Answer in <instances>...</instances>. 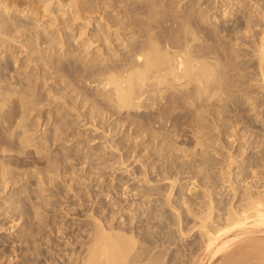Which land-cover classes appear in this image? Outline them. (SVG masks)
<instances>
[{
	"label": "bare ground",
	"instance_id": "1",
	"mask_svg": "<svg viewBox=\"0 0 264 264\" xmlns=\"http://www.w3.org/2000/svg\"><path fill=\"white\" fill-rule=\"evenodd\" d=\"M8 1L9 0H3V1L0 0V47L1 48L4 47V49L7 53L8 52L13 53V55L11 54V56H13V58H14V56H17V54H14L15 52H13L14 51V49H13L14 44H12L13 42H16V45L18 43V46H19V44L23 45V46H21V49H22V47L23 48L25 47L24 52L27 51L26 52L27 54L29 53L33 56L34 53H37L38 55H35V56H41V57H37L36 63H34L35 66L37 65V69L40 66L39 65L40 60H43L45 62V63H43V65L46 66L45 64H47V63L52 64L49 62H51L52 60H55L54 59L55 56H59V57L63 56V59L60 58L61 63H62L61 69H60L61 63L59 61L58 62L56 61L57 65L59 64V66L56 65V62H53V63H55L52 66L53 71L51 69V66H50V68L47 66L46 67L51 70V72L49 71V73H51V76H52V74H54L53 72L56 73V76H55V74L53 75L56 78L52 77L53 79H55L54 80V86L56 83L55 81L57 79V81L58 82L60 81V83L63 81L66 82V84H67L66 86L64 84H60L57 82L58 86L59 85L64 86V87L62 86L63 89L67 90L70 88V86L72 88V89H70V92L68 90H67L68 92L67 91L62 92L63 89L61 91L62 87L60 86L61 88L59 90H56V93H54L53 89H51V87H50L51 91L53 92V94H56V96L54 95L52 98L51 96H49L48 93H46L47 98H46V96L45 97H39V98H41V100H40V99H38V97L36 95L37 91L34 92L35 87H33L34 91L32 90L31 87L33 85H35V83L38 81V78L42 79V76L37 78L35 76V73H33V75H32L34 68L32 69V72H30L29 66H27L28 69L26 68L27 69L26 71L24 70L26 72V74H23L24 72L16 73V71H15L16 69H15L14 70L15 72L14 73L12 72V75H11V73H9L10 68L12 66L11 61L8 60L9 58L6 61L1 60V58H0V152H2L0 154V195H2V193L5 192L7 189L9 191V189L14 187V188H12L13 189L12 191L10 190V192H12V194H10V196L8 195L9 197L4 196V197H6L4 199L5 200L8 199L7 202H9V200H11L10 201L11 202V205H10L11 211H13V212L15 211L16 214H18V212L20 213V211H21V213L18 214V217L16 218V220L17 219L20 220V218H24L23 217L24 215H25V218L27 217L26 220L28 219V217L31 218L30 217L31 215H33L32 217L38 218L41 215V214H39V212L42 213V215H43V212H47L46 214H49L48 212H50L51 209L47 208L48 207L47 205L50 206V204H52L50 202L51 198L48 200V198H49L48 194H50L49 192H50L51 186H52L51 184H53V182L55 180L57 181L61 177L63 178V175H64L63 179H65V173H67L66 171H68V170H66V168H65L64 169L65 171L64 170L62 171L63 173L60 172L61 170H59V168H61L62 165L64 168V164L60 165V163H62L61 159H59L60 155L55 156L54 154H51L50 152L52 151L51 149L54 148V147L52 148V146L53 145L55 146L56 143L58 142V140L59 141H60V139H62V141L65 140L64 139L65 135H67V133H69V131H71L69 129L67 131V129H66V134H65L64 133L65 128L66 127L69 128L70 126L69 125H66L64 127L62 126L64 128V130H63L61 125H59V121H58V124L56 126L55 120H54V124L56 127H53V128L55 130H51L50 128H48L51 131L50 132L47 131L46 128H44V126H45V123H44V126L42 125L43 126V130H42L43 132H41V133L38 132V135H37L35 133L36 131L33 129L34 128L33 123H35V122L34 121L31 122V120H30L31 117L33 116L34 112H36V114H38L37 112L40 111L39 114H42L41 110H45V108L50 104L54 105V102L56 105H59V107H60L62 105L61 100H64V104L69 105L72 103L76 106L77 105L79 106L80 102H82V104H84L85 107H87L86 103L88 105V103H90L92 101V99L89 96L94 95V97L93 96L92 97H93V100L95 103L93 101L92 102L96 105V107L97 106L98 107L96 108L95 105L92 103L93 104L92 108H91V104H89L88 109L90 111L93 109L92 112L94 111L97 113L102 112L104 114V112H106L107 114L109 113L110 116L116 115L117 117L115 116L116 118L114 119V117H113V119H112V120H114V123H115V125H114L115 127L113 126V128L115 129L116 133L120 129V131L122 132L121 135L124 132V134L122 135L124 137L118 141L116 140V144L120 145V146L115 147V139L116 138L114 136L115 135L114 131H112V132H114L112 135L114 138L111 137L114 140V144H113V142H111L112 145L109 144V142L112 140L108 141V143H107L108 139H106V144L107 145L109 144L111 147H113L112 149H115V152L117 151L118 154L122 148L124 149L125 147H128V150L130 153L128 151L127 152H128V154H130L129 156L132 155L135 158L136 157L140 158V156L144 155V153L146 152L145 155L146 154H147V156L149 155L151 157V160H154V161H152V163L155 162L154 163L155 166H154V164H152L154 166V168H152V170H154V171L157 170L158 172L163 174L164 177H163V175L161 177H163L162 181L164 179V182H165V180H169L171 178L169 176L170 171H176L177 169H185V168L190 167L192 169L191 173L194 174L193 178L196 177V179H197V176L199 177V176H203V175L206 176L207 175V177H209L210 180H211V178L214 180L215 185H216V183H218V181L221 178H222V181H223V178H225L226 179L225 182L229 183V184H227V187H226V183H225V187L229 188V189H227L228 192H226V194L224 192V190L226 189L223 186L224 183L220 184V185H222V188L224 189L223 191L221 190L219 185H216V186L217 187L219 186L220 191H217V190H219L217 187H215L214 189L213 188L211 189V187H209V186L205 187L204 192H206L205 190H207V192H206V193H208L207 199H209V200L204 201V199H206V196H205V198L202 200V202H203V204H202V202L200 201V198H199V205L201 202V206H200L201 209L199 208L200 211H196L197 215H194L195 214L193 212L194 208L192 207L193 209L191 212V215L194 213L193 215L196 217L197 223L195 222L196 225H194V223H191V224H193L194 227L192 226L193 228L192 227L187 228V226H185V227H183V225L181 226V223L186 219V217H185L186 215L184 216V213L185 212L189 213L191 211L190 210L191 207L189 206L190 205L189 201L187 199H183L184 197L187 198V196L184 195L186 193V191L184 189H186V188H184V186H182L184 188V189H182V187H181L182 191L183 190L185 191V193L183 194L182 200H185L183 202H184V204L187 205L186 209L189 208V210H185L184 213L181 212V210L179 209V205L175 203L177 197L178 198L180 197V200H181V195L177 196V194L173 193L175 186H176V182L179 181V180L177 181V179L179 177L178 171H177V175H178L177 179L174 176L170 180L171 186H170V190L168 189L169 193L167 194V196H166L167 189H166V191L163 190V192L161 193L162 189L160 191V189L158 190V188H159L158 187L157 190L159 192H157V190L155 191V193H156L155 195H157V196H158L157 193L164 194V192H165L164 195L166 197H164V198L168 201L167 203L169 205L170 204L172 205V206H170V209L172 210V212H175V214L177 215V218L175 216V218L178 219L177 228H176L175 224H173L175 227L172 224L170 226V228L172 227V230L174 229V232H171V229H170V232H167L166 226H164L165 230H163V231L164 232L166 231V234L162 235L163 238L160 239L159 235L157 237H155V235H154V237H155L154 238L153 237L154 231H152V229H151L152 228L151 222L148 224V225H150V226H148L149 227V233L147 232V230H144L142 232L139 231L141 228L143 230L142 226H141V228H139V230H137V228H136L137 225L132 226L135 222V219H136L135 217L137 216L134 214L135 213L134 210H133V212H131V210L134 209L132 206H131L132 208L130 210H129V207H124V205L123 206L121 205L122 208H119V206H118L119 209H115V210L112 208L108 209L107 207H104L102 209L103 212L101 211V209L99 210V211H101V213L98 211L100 213V216L97 215V213L95 212V209H94V211H93L94 217H93V213H91L90 216L93 217L91 219H93L95 223H94L93 227L90 225L92 231H90L91 233L88 234L89 240H84L85 242L83 241L82 251L78 254V250L76 249L77 247L75 248L73 245H72V247H69L70 243L64 242L62 244H59L60 247L59 248L57 247L58 249L56 252H49L48 254L43 255V256H45V261H47L48 264H65V263H67V264H264V133H263L264 129L262 130L260 128L261 132L263 131L262 133H259L260 131H257V132H255V131L250 132L248 130H244V132L242 131L241 135H242V137H244L246 139V141H244V142H246V146H245L246 149L244 151H246L247 149L251 150L254 146H255L254 149L257 147V148H259V150L256 148V150H257L256 155L252 154L251 158L248 159L247 163L242 165L243 167H242V169H240V172H238L236 174L234 173L233 165H232L236 162L235 159L233 161L234 157L231 158L232 159L231 161L230 160L228 161L229 162L228 168H225L227 164L224 163V165L225 164L226 165L224 168L221 167L220 173L216 172L217 167L215 168V171L211 170L210 167L212 166V163H211L212 158L210 156L211 155L210 151H212V149H210V148L213 147V150H215L216 148H214L215 141L213 140L214 144L212 146L213 142H211L209 140L211 138V136L214 134L217 135V137H219L218 135L221 136L222 130H225V129L220 130V127L222 125L221 122L223 121V119H225L224 118L225 114H226L225 112H228V110H229V109L226 110L227 109L226 107L229 106L231 108L230 104H228V103H229L230 99L233 98L234 87L236 89L238 86L237 84L234 83L233 80L237 79L238 84L241 83L244 85V83L240 82L239 79L244 78V77H248L245 75L243 77H239V78L235 79V78H233V75H231L233 79L231 78L230 74H233V73H230V71L234 72V74H235L236 73L234 71L235 67L238 70L240 68V62L238 61L239 62V63L237 62L238 65L236 64V66H235V63L233 62V60H234L233 56L236 57L237 54L234 55L235 51L233 50V48H231L233 50V56H228L230 53V51H229L230 48L228 49V47H230V46H228V42L231 43L232 39L234 40V37H235V39L240 37V35L242 33L241 34H239V33L242 32L243 28L245 29V31H247V34H245V36L249 35L251 32L248 33V31L255 29L256 26H259L258 24H259L260 20L259 21L257 20L258 16L257 15L254 16L255 14H252V13H251L252 16H254L253 18H255V17H257V18L253 19L252 16H249V15H251V14H249L251 12V10L249 9L250 11L247 12V14H249V15H247L248 17H246V15L244 14L246 19L243 20L242 18L244 16H242L241 19H239L236 23H234V27L231 28L230 26L225 25L226 23L222 24L224 26H222L218 23L215 24L213 22V21H215L214 19L212 20V23H214V24L210 23L209 19L211 18V15L209 14V11H208L209 9L208 10L202 9V8H201L202 10L198 9L199 6H198V8L196 7L197 6V0H187L188 3H190V5L187 4V1L184 2L185 0H114V1L112 0L113 2L112 1L107 2L109 4L108 6H110L111 8L113 7L115 9L117 8L118 10L117 9L116 10L118 11V13L116 12L117 14L110 15V17H108L109 15L107 16L108 18L105 20H107L106 22H108L107 23L108 27L107 28L102 27V25H101L97 31V35L99 37H96V38L101 39L104 37L105 34L108 33L109 29H111V31H112V29L116 28L115 32H117V40H120V43L118 44L117 41L115 43H113L114 44V48H113L114 51L111 52L112 54L109 53V54L105 55V57L106 56H114V57H106V58L104 57L103 58L104 55L101 54L102 55V57H101L99 54V56L101 58L100 57L98 58V56H97L96 58H94L95 60H90L88 63L82 64L79 60L82 57L79 59L77 57L79 55H82V52L84 55L85 54L84 52H86L88 50L87 47H89V45L88 46L86 45V47H85V48H87L86 50H84V48H82L83 49L82 52L79 51V50H81V49H79L78 53L79 52L80 53H79V55L77 54V57L74 56L75 54L73 55L72 49H70L71 51L69 50V52L68 51L66 52V50H64L61 53L59 52L58 49L60 47L64 48L66 46L69 48L70 45L75 43L74 42L75 37L72 38V33H71L72 31L69 33L65 29L64 26H67V25H63V22H61L60 17L62 15H60L57 10L53 9V6L50 5V3H48L49 0H36V2L33 0H32V2H31V0L25 1L26 3H28V4H26L27 5L26 6L27 12L25 11L26 12L25 14H23L24 13L23 10H25V9H23L21 11V9H19L20 7L18 8V6L20 5L22 0L21 1L15 0L16 2H13V3H12V1H14V0H12L11 3ZM57 1H58V3L61 4V7H62V4L64 3V1H62V0H57ZM72 1L73 2H71L70 4L67 1L66 6H69V8L73 6L75 8L74 16H73L74 19H77V17L81 18L82 15L79 16V14H78V12H80L81 10L83 13V11L84 12H86V11L89 12L90 10L94 11L96 8L99 9L98 7L101 8V6L105 7V8L108 7V6H106L107 3L99 2V0H97V2H96V0H89L90 1L89 5L86 4L87 3L86 0H72ZM89 1H88V3H89ZM182 1L184 2V4H186V6H187L186 9L183 6H180ZM221 1H223V0H221ZM242 1L243 0H229L228 2H229V5H231L230 7L234 8V7L239 6L238 4L240 2L242 3ZM250 1L251 0H249V2H248L249 5H251ZM253 1H255L253 3L256 6V3H257L256 0H253ZM200 2L198 4H200ZM216 2L217 1H215L214 5H217ZM100 3H102V4L100 5ZM204 3H206V1H204ZM246 3H247V0H246ZM209 4H211V3H209ZM218 4H219V2H218ZM54 6H56V5H54ZM58 6H60V5L58 4ZM63 6H65V5H63ZM226 6H228L227 3L225 5V7ZM23 7H24V5H23ZM26 7H24V8H26ZM179 7L180 8L182 7V9L178 12ZM209 7H211V5H209ZM216 8H217V6H216ZM240 8H239V11H240ZM248 8H249V6H248ZM258 8L260 9L259 5H258ZM66 9L67 8H65V10ZM85 9H87V10L85 11ZM223 9H225V8H223ZM246 9H247V7H246ZM251 9H252V7H251ZM70 10H71V12L70 11L68 12V10H67V12L72 13V9H70ZM234 10H235V8H234ZM260 10H262V9H260ZM15 11H17L18 14L16 13L17 15L13 16V13ZM35 11H37V12H35ZM38 11H39V13H38ZM96 11H94V12H96ZM236 11H238V10H236ZM263 11H264V9H263ZM263 11L260 12L262 18L259 16L261 18V20L263 19ZM257 12L259 13V11H257ZM40 13H44V14L50 13L52 19H54L55 22L58 23V26H59V24H60V26L63 25V26L59 27L57 31H55V35H50L49 34L50 31H48L51 28V26L55 24V22H54V24L52 23L49 26L47 23L48 27H44V26L41 27L39 25V22L37 24V22H35L33 19L29 20L28 18H26L29 16V14H31V15L33 14V16L34 15L36 16ZM210 13L212 14L211 11H210ZM260 14H258V15H260ZM63 15H65V14L63 13ZM42 16H44V15H42ZM84 17H83V19H84ZM65 21H66V19H65ZM67 21H69V20H67ZM67 21H66V23H67ZM85 21H86V18H85ZM45 23H46V21H45ZM88 23H89V21H88ZM262 23H263V20H262L261 24ZM68 24H70V21L68 22ZM93 24H95V23H93ZM99 24H100V22H99ZM107 24H104V26ZM263 26H264V23H263ZM56 27H57V25H56ZM69 27L71 30H73V28L71 26H69ZM52 28H54V27H52ZM82 28H83V25H82ZM85 28L87 29V27H85ZM130 28H132V29H130ZM261 28H260V30H261L260 36L261 35L262 36L260 38L259 43L258 44L255 43L256 46H255V50H254L255 55H257L256 58H258V63L256 60V64L258 66H256L255 64H253V66L254 65L256 66V68H257L256 71L258 72V75H259V77H258L259 80L258 81L255 80L258 82V85H259L258 88L260 87V88L264 89V27L261 26ZM67 29H69V28H67ZM70 29H69V31H70ZM121 30L124 31L125 37L122 35L123 33L121 34L124 38L120 37ZM77 31H75L76 34H78ZM257 31H259V29H257ZM35 32L37 33L36 38H34V37L32 38V35H35ZM224 32L226 35L223 36L222 33H224ZM79 33H82L81 29L79 30ZM129 33H133V34H129ZM254 33H256V32H254ZM257 33H259V32H257ZM23 35L29 36L28 37L29 40L26 42V44H24L25 41H22V39L24 38ZM237 35H239V36L237 37ZM21 36H22V39H21ZM75 36H76V39H79V38H77V35H75ZM80 36L82 37V34ZM225 37H230L231 41H229V40L227 41L226 40L227 38H225ZM83 38H84V35H83ZM88 38H90V37H88ZM93 38H95V35L93 36ZM243 38H244V36H243ZM243 38H241V39H243ZM39 39H41V42L38 41ZM121 39H122V43H121ZM238 39L236 40V43L241 42V39H240V42L238 41ZM89 40H90L89 41L90 43H91V41L93 43V39H89ZM108 40H107V38H105L104 43H105V41H108ZM113 40H114V37H113ZM94 41H95V39H94ZM243 41H245V39ZM19 42H22L23 44L19 43ZM89 42H87V43H89ZM37 43H40V45L45 44L46 46L44 45L45 47L40 48L41 46H39ZM95 43H96V41H95ZM107 43H105L106 44L105 46H107ZM76 44H77V42H76ZM240 44H242V43H240ZM11 45H13V47ZM110 46H111V43H110ZM75 47L77 48V46H75ZM75 47L73 46L71 48H74V51H75ZM102 48H104V47H102ZM77 49H76V51H77ZM227 49L229 51L228 55H226ZM61 50H63V49H61ZM101 50H103V49H101ZM3 52H4V50H3ZM256 52H257V54H256ZM239 53H238L237 57L239 55H241ZM231 54L232 53H230V55ZM4 56H5V54H3L2 57L4 58ZM32 56H31V59H32ZM52 56H53V59H52ZM115 56H117V57L115 58ZM86 57H84V58H86ZM237 57H236V60H238ZM4 59H6V58H4ZM18 60H19V58H18ZM29 60H30V58H29ZM236 60H234V61H236ZM30 62H31V60H30ZM15 64H18V63L15 62ZM232 64H234L233 65L234 67L232 66ZM245 64H247V63L245 62ZM41 66H42V64H41ZM242 66H243V64L241 65V68H242ZM244 66L243 67L245 69L248 68V67H246V65H244ZM57 67H59L58 69H60L61 71H62V69L65 71L64 72L65 74H63V77L65 76V79L60 74L63 71L62 72L59 71L60 73L56 72V70L58 71ZM47 68H46V70H47ZM256 68H254L253 70L255 71ZM13 69H12V71H13ZM35 69H36V67H35ZM39 69L34 70V72L35 71L39 72L40 71ZM245 69H244V74H245ZM241 71H242V69H241ZM239 72H237V73L239 75H241L242 73L241 72L239 73ZM252 72H251V75H252ZM39 73H41V72H39ZM256 73L255 72L253 73L254 77H255V75L257 76ZM36 74L38 75V73H36ZM66 74L70 77L68 80L69 82H67L68 76L66 77ZM246 74H247V70H246ZM79 76L82 78V80L84 79V77H86L85 78L86 80H84L85 83L83 82V84H82L81 78ZM253 76H250V77H252L251 80H253V82H254L253 87L254 86L256 87L255 84L257 82L255 83ZM78 77L80 78L79 81L81 82V84H79L80 83L79 81L77 82ZM90 77H92L94 80L92 78L90 79ZM250 77L248 78L249 79L248 81H250ZM47 78H49V75ZM52 78L48 79V81H46V82L45 81L42 82L44 88L47 89V87H45V86L46 85L48 86L47 82H50V80H51V83L53 84ZM32 79L33 80L37 79V81H34V83H33ZM87 79H88V81H87ZM89 79L91 81L90 83H92V82L94 83V87L89 88V91H87L86 95L85 94L83 95L80 92L83 89V87L85 86L84 84H86V81L89 84ZM43 80H46V77L45 78L43 77ZM71 81L72 82L74 81L77 84H73ZM237 81H235V82H237ZM246 81H247V79H246ZM246 81L243 79V82H245V85L250 83V89H251L252 88L251 81L250 82L247 81L248 82L247 84H246ZM45 83H46V85H44ZM93 83H92V85L91 84H89V85L92 87ZM88 84H86V88L89 87ZM72 85H75V86H72ZM235 85H237V86H235ZM245 85H244V87L246 88ZM37 86H38V84L36 85V89H38ZM49 86H53V85L49 84ZM49 86H48V88H49ZM54 86H53V88L57 89V87L55 88ZM244 87H242V88H244ZM247 87H249V86H247ZM44 88H42L41 89L42 91H40V92L43 93ZM232 88H233V90H232ZM240 89L237 88L236 91L242 92V89L241 90ZM250 89L247 88L246 91H248ZM252 89L257 91L255 88H252ZM236 91H235V94H236ZM246 91H244V93ZM49 92H50V90H49ZM254 93L255 92L253 91V95H254ZM263 93L264 92L262 91V94ZM51 94L52 93H50V95ZM67 94H68L69 98L67 97ZM246 94L248 96V93H246ZM262 94H260V95H262ZM39 95L40 94H38V96ZM58 95H59V98H58ZM95 95L98 97L97 100H95V98H96ZM236 96L239 97L238 95H236ZM54 97H56V100ZM237 97H235V95H234V98H237ZM255 97H256V95H255ZM263 97H264V95H263ZM70 98H72L71 103L69 101ZM89 98L91 101L89 100ZM57 99L60 100L61 103L58 104ZM253 99H255V98L252 97V93H251L250 97L248 96L246 98L245 102L248 101L249 104L252 106V107L250 106L251 108L248 107L247 110L254 108V112L257 111V116H260L262 114L263 115L262 119H263L264 118V111L262 112V109L259 110V108H264L263 106H261V105H264V103L261 102L263 99L258 98L259 100H257L256 102H251ZM78 100H80V102ZM87 100H89L90 102H88ZM235 100H237V99H235ZM43 102L45 104H48V105L44 106L45 104ZM96 102L98 105L96 104ZM237 102L238 101H236L235 104ZM232 103H233V106H236L233 108H237L238 104L235 105L234 102H232ZM40 104L42 105V107L40 106ZM249 104H248V106H249ZM74 105H73V108L70 107V105H69V107L74 109V107H75ZM239 106H240V103H239ZM77 107H76V109H77ZM83 107L84 106H79V108H81V109ZM85 107H84V109H86ZM48 108H49V106H48ZM50 108H51V105H50ZM64 108H66V107H64ZM239 108L237 110H239ZM62 109H63V107H62ZM62 109H61V111L63 113L64 109L63 110ZM81 109H80V111L78 110V113H81ZM56 110H57V108H56ZM235 110L236 109H234V110L231 109L230 112L234 113V115L236 113L235 116H237V114H238V116H237L238 118L235 116L234 117L237 118V123H239V116H241V115H240V113L234 112ZM240 111H241V109H240ZM243 111L244 110L242 109V112ZM64 112H65V114L70 113V112L68 113L67 110ZM75 112H76V110H75ZM92 112H91V114H92ZM71 113H72V111H71ZM48 114H50V112ZM52 114H51V116H52ZM57 115L60 118L62 116V115L59 116V112ZM81 115L82 114H80L78 117L81 118L82 117ZM95 115L94 116L91 115V117L93 116L95 119ZM41 116H38V118ZM44 116H46V113ZM75 116L77 118V115H75ZM97 116H99V115H97ZM227 116H228V114H227ZM227 116H226V119H229L230 117L228 116L229 118H227ZM43 117H41V118H43ZM53 117L56 118V116H53ZM64 117L65 116H63V118L60 119L63 124H64V120H65ZM93 117L91 119L89 116V118L87 117V120L88 121L93 120V124H94V121L96 122V119L94 120ZM232 117H231V119H232ZM234 117L232 119L233 121H231V119H229L230 123L228 120L229 126H226V123H227L226 120L223 121L222 123L225 122V125L223 124L224 125L223 127H229L230 128L233 125L232 122L235 121ZM250 117H251V115H250ZM103 118L106 119V115H104ZM103 118H100V120L102 121ZM107 118H109V117L107 116ZM256 118H258V117H256ZM46 119H47V117L44 120L45 122H46ZM48 119H50V116ZM243 119H244V117H243ZM243 119H241V120L243 121ZM52 120L50 119V121H52ZM80 120H83V119H80ZM97 120H99V118ZM245 120H246V118H245ZM248 120H250V118ZM36 121L38 122V120H36ZM40 121L41 120H39V123H40ZM262 121H263L262 126L264 127V119ZM84 122L87 123L86 120ZM84 122H82V123L84 125H86ZM47 124H49V123H47ZM96 124H97V122L92 127H95ZM116 124H117V126H116ZM230 124H232V125H230ZM36 125H38V124H36ZM36 125H35V129H38ZM74 125H73V127L75 128ZM246 125H247V122H246ZM58 126H60L61 128L59 127V129H58L57 128ZM233 126H235V123ZM236 126L238 127V125H236ZM237 127H235V128H237ZM71 128H72V126L70 127V129ZM99 128H100V126H99ZM109 128L111 129L112 126L111 127L109 126ZM116 128L118 129V131H116ZM229 128L228 129L226 128L227 131L229 130ZM101 129H102V131L103 130L105 131L106 128H102V126H101ZM39 130H40V127H39ZM94 130L96 131L99 129L95 128ZM252 130H253V128H252ZM33 131H35V132H33ZM225 132H226V130H225ZM39 133L41 135H39ZM232 133H233V131H232ZM110 134H111V131H109V134L105 133L104 139H105V135L109 136ZM125 134L127 136H125ZM117 135L118 134H116V136ZM119 135H120V133H119ZM230 135H231V133H230ZM241 135H240V137H241ZM67 140H68V138H67ZM67 140H65L66 145H67ZM106 144H105V146H106ZM215 145H217V144H215ZM251 145H252V147H251ZM103 148H104V146H103ZM67 149H70V147L69 148L66 147L63 151H65ZM98 149H99V147H98ZM209 149H210V151H209ZM256 150H254V151H256ZM101 151H102V149H101ZM122 151L123 150H121V152ZM142 151H145V152H143V153H141V155H139L140 152H142ZM216 151H217V149H216ZM97 152H98V150H97ZM231 153L232 152H230L229 154L231 155ZM240 153H241V151H240ZM114 154H113V156H114ZM121 154L122 153H120V155ZM128 154H127V156H128ZM64 155H65V153H64ZM67 155L69 156V153L66 154V156ZM70 156H71V154H70ZM125 157L126 156H124L123 158H125ZM119 158H120V161L123 159L121 156ZM143 158L137 159L136 161L139 162L140 160H143ZM145 158L147 160L148 157H145ZM63 159H65V157ZM129 159H131V158H129ZM128 160L123 159L121 163H124L125 161L127 162ZM68 161H71V158ZM117 161H119V159H117ZM141 162L144 163V160ZM121 163H120V165H121ZM125 163L122 164L123 168H125L124 167ZM143 163L140 164V166L142 165L141 168L143 167ZM145 163H146V161H145ZM148 164H149V162H148ZM66 167H67V165H66ZM122 167H120V168H122ZM128 167H126L124 171L129 172ZM146 168H147V165H145V169L142 168V170L143 169L146 170ZM238 168H240V166ZM148 169H149V167H148ZM196 169H198V170H196ZM139 170H140V168H139ZM150 171H149V173L151 175ZM154 171L152 173L156 175V173ZM134 172H136L135 169H134ZM145 172H147V170L144 171V173ZM158 172H157V174H158L157 178H159V176H160ZM187 172H189V170H187ZM58 173H61V175H59ZM137 173H138V170H137ZM144 173H141L139 175L140 177H142L141 180L143 179ZM166 173L168 174V176L165 179ZM191 173H190V175H191ZM170 174L172 175V172ZM181 174H182V172H181ZM56 175L58 176V179L56 178L57 177ZM129 175L130 174H128V176ZM240 175H242V178H244V180H243L244 183L241 182L243 185L239 184L240 181H238L239 179L237 178V176L239 177ZM137 176H138L137 174H136V176L131 174V176H129V177H132L133 181H135V183H136L137 181L134 180V177L136 179ZM139 176H138L137 180L140 179ZM144 176L146 177L147 173ZM67 177H68V175H67ZM148 177L149 176H147V178ZM150 177H149V179H150ZM180 177L182 178V175H180ZM147 178L143 179V180L147 181ZM157 178L154 179L155 183H156ZM190 179H192V176ZM150 180H153L152 177ZM150 180H148V182H150ZM210 180H209V183H210ZM146 181L144 183L148 184V182H146ZM157 181H160V179L159 180L157 179ZM197 181L199 182L198 179H197ZM161 182H159V183H161ZM58 183H59V181H58ZM139 183H141V185H142L143 182L140 181ZM170 183H169V185H170ZM191 183H192V181H191ZM201 183H202V181H201ZM132 184H133V182H132ZM153 184L154 183L152 182V185ZM192 184H194V186H191V189L189 187V190H190L189 192H191V197H192L193 188L195 190V189H197V186H198L195 183H192ZM141 185H137V186L139 188H141L140 187ZM149 186L151 187L150 189L152 190V186L151 185H149ZM199 186H201V185L199 184ZM214 186H212V187H214ZM165 187H166V185H165ZM165 187L163 189H165ZM186 187H187V185H186ZM124 188H126V187H124ZM133 188H136V190H138L137 187H133ZM133 188L129 191L134 190ZM143 188H144V186H143ZM143 188H141V192H140V189L138 190L140 192V194L142 193ZM71 189H72V187H71ZM148 189H149V187H148ZM145 190H147V189L145 188ZM151 190H149V191L147 190L148 194L146 192L144 194L142 193V195L147 196V197H148V195H150V197H151V193H153L152 195H154L153 191L150 192ZM8 191H7V193H8ZM124 191H125V189H124ZM44 192H45V194L47 193L46 195L48 196V198L47 197L44 198V196L41 195ZM139 192H138V196H139ZM216 192H218V194H219V196L217 195V197L221 196V198H220L221 200H219V201L218 200L216 201V199H215L214 193H216ZM194 193L195 192H193V194ZM203 193H201V194H203ZM172 195L177 196V197L175 196L176 197L175 201L173 200V198H171ZM134 196H136V194ZM141 196H139V197L141 198ZM147 197H145V199L142 198V202L144 199V202L143 203L141 202L142 204H144L148 201L149 197L148 198ZM37 198H39V199L41 198L40 201H42V202L39 201V203H37L38 202ZM0 199L2 202H5V200L3 201L2 198H0ZM135 199L136 198H133L134 201H135ZM194 199H193V202L195 201ZM151 200H152V198H151ZM155 200H156V197H155ZM191 200L192 199H190V201ZM66 201H68V200H66ZM126 201H127V199H126ZM134 201L133 202L131 201V204H134ZM136 201L138 202V200H136ZM136 201H135V203H137ZM196 201H197V199H196ZM196 201L194 202L195 204L194 203L193 204L195 206H198V205H196L198 203ZM2 202H1L0 207L3 206ZM80 202H82V201H80ZM121 202L122 201H120V203ZM149 202L151 204V201H149ZM152 203H153V201H152ZM157 203H159V201ZM119 204H117V205H119ZM142 204H141V206H142ZM150 204L148 205L149 207H150ZM184 204H182V205H184ZM155 205H158V204H155ZM134 206H136V204ZM141 206L139 207V204H138L137 208H135V209H138V211L136 212V213H138V217H140L139 213L141 210H139V209H141ZM143 206L145 207V211L147 212L148 207H146L145 204ZM143 206H142V209H143ZM160 206H162V205H160ZM7 207L9 208V206H7ZM41 207H43V208L46 207L47 209L45 208L44 210H41ZM114 207L116 208V204H114ZM158 207H159V205L157 206V209H158ZM8 208H6L7 210L5 212L7 214L9 212H11L10 209L8 211ZM106 208L108 210H106ZM124 209H128V213L130 211L129 214H131V213L134 214V218H132V219L129 218V221H127V218L126 219L123 218L124 216H126L125 214H123L125 212ZM92 210L93 209L91 208L89 213H87L86 215H89L90 212H92ZM151 210H153V209H151ZM143 211H144V209H143ZM2 212H4V211H2ZM120 212H121L120 216H123V215L124 216L122 218H120V221H119V218L116 215L118 214V216H119ZM144 212L141 211V216H144V219H145L146 212L145 213ZM159 212L161 213V211H159ZM163 212H164V210H163ZM12 213H10V214H12ZM125 213H127V210ZM143 213H144V215H143ZM16 214H13V215H16ZM20 215H22V216H20ZM147 215H148V213H147ZM19 216H20V218H19ZM161 216H163V214ZM195 217H194V219H195ZM114 218L115 219L117 218L116 221L117 220L119 221L118 227H114L115 226V225H113L114 223L111 222V221L115 222ZM140 218H142V217H140ZM156 219H158V216L156 217ZM160 219H162V218H159V221H160ZM176 219H175V223L177 222ZM191 219H192V217H191ZM26 220H25V222L23 221V223H26ZM166 220L169 221V218L168 219L166 218ZM132 221H133V224H132ZM142 221L139 223H142ZM149 221L150 220L145 221V223L147 224V222H149ZM152 221L154 222V220H152ZM185 221L187 222V220H185ZM191 222H192V220H191ZM137 223H138V221H137ZM161 223H162V221H160L157 224L159 225ZM166 223H168V222H166ZM170 223H173V222H170ZM189 223H190V221H189ZM40 225L42 226V224H40ZM116 226H117V224H116ZM178 226H179V228H178ZM28 227H27V229H28ZM154 228L156 231L157 226L155 227V225H154ZM154 228H153V230H154ZM196 228H198V230L200 231V234L197 233L199 235V237H197V239H195V237H196L195 236L193 240L191 239L189 244L188 243L184 244L186 242L185 240H184L185 242L182 243L181 242V240L183 241L182 236H184V235L187 236V234H189L188 237H191L192 236V235L190 236L191 232ZM30 229H31V227H30ZM30 229H28V230H30ZM158 229H159V227H158ZM175 229H179V231H178L179 235L181 233L180 242H179V238H178L179 235L175 233ZM25 230H26V228H25ZM25 230H23V231L25 232ZM37 230H36V235H37ZM150 230H151V233H150ZM159 231H161V230H159ZM163 231H162V233H163ZM38 232H41V230H38ZM176 232H177V230H176ZM28 233L29 234H27V236L30 235L31 230H30V232L28 231ZM87 233H89V232H87ZM31 234L35 238V236H36L35 233H31ZM177 235H178V237H177ZM33 236H29V240L31 237H32L31 239H33ZM36 238H37V236H36ZM63 238H64V236H63ZM192 238H193V236H192ZM26 240H28V237L26 238ZM29 242H31V240ZM166 242H167V244H166ZM164 243L166 244L165 245L166 247L164 246ZM176 243H179L180 245L182 244V246L178 251L175 249L177 251V253L175 254L176 251H174V249H173V251H169V250H171L172 244L176 245ZM168 244H171V246ZM173 247H174V245H173ZM174 248H176V247H174ZM41 252H43V251H41ZM41 252L38 251V254L41 255ZM168 252L170 255L167 257ZM1 254H0V258L2 256H4Z\"/></svg>",
	"mask_w": 264,
	"mask_h": 264
},
{
	"label": "rangeland",
	"instance_id": "2",
	"mask_svg": "<svg viewBox=\"0 0 264 264\" xmlns=\"http://www.w3.org/2000/svg\"><path fill=\"white\" fill-rule=\"evenodd\" d=\"M3 1V0H2ZM11 1L12 0H9L8 2H10L11 3ZM16 1H19V0H16ZM15 0L14 1H12V3L13 2H16ZM21 1V0H20ZM25 1H27V0H22L21 1V3H20V5L18 6V8L19 9H21V11L23 10V9H25V10H23L24 11V13L23 14H25L27 11H26V9H27V5L26 4H28V3H26ZM33 1H35L36 2V0H33ZM62 1H64V3L62 4V7H61V4L60 3H58V1L56 0H49V2L48 3H50V5H52L53 6V9H55V10H57L58 11V13L60 14V15H62L61 17H60V19H61V22H63V25H69V26H71L72 28H73V30H71L70 29V27L68 26H64L65 27V29L70 33L71 31V33H72V38H74L75 37V43H73L72 45H70V47L68 48V47H58L59 49V52L61 53V52H63L64 50H66V52L68 51L69 52V50L70 49H72L73 51V55L75 56V57H77V54L79 55V53H78V50L79 49H81V50H79V51H81L82 52V48H84V50H86L87 48H88V50L86 51V52H84L85 54V56L83 55V52H82V55H79L77 58L79 59V58H81V59H79L80 60V62L82 63V64H86V63H88L90 60H95L94 58H96L97 56H98V58L101 56L102 57V55L101 54H103L104 56H103V58L105 57V55L106 54H109V53H111V52H113L114 51V44L113 43H115L116 41H117V43L119 44L120 43V40H117V32H115L116 31V28H114V29H112V31H111V29H109L108 30V33L107 34H105L104 35V37L103 38H101V39H97L96 37H99L98 35H97V31H98V29H99V27L102 25V27H108V22H106L107 20H105V19H107L108 17H110V15H114V14H117L118 13V9L116 10L115 8H111L110 6H108L109 4L107 3V2H109V1H112V0H99V2H104V3H107V5L106 6H108V7H102L101 6V8L100 7H98L99 9H95L94 11H96V12H94L93 10H90L89 12H87L86 10L87 9H85V11L86 12H84L83 11V13H82V10L80 11V12H78V14H79V16L80 15H82L83 17H84V19H83V17L81 16V18L80 17H77V19L79 20H77V19H74L73 18V16H74V10H75V8L72 6V7H70L69 8V6H66V3H67V1H68V3L70 4L71 2H73L72 0H62ZM87 1V3L86 4H90V1L89 0H86ZM88 1H89V3H88ZM114 1V0H113ZM112 1V2H113ZM187 0H185L184 2H186ZM199 0H197V8H198V6H199V8L198 9H209L208 11H209V14L211 15V18L209 19V21H210V23H212V20L214 19L215 21H213L215 24H220V25H222V24H225V25H228V26H230L231 28H233L234 27V23H236L239 19H241L242 18V16H244L242 19L244 20V19H246L245 18V15H246V17H248L247 15H249V14H255L254 16H258V18L257 17H255V18H253L254 16H252V14L251 15H249V16H252V18L253 19H256L257 18V20L259 21V26H256L255 27V29H253V30H251V31H248V33L249 32H251L249 35H246L245 36V34H247V31H245V29L243 28V30H242V32H240L239 34H241L240 35V37H238L239 35H237V37L239 38H237L238 39V41L240 42V39L241 38H243V36H244V38L243 39H241V42L240 43H242V44H240V43H236V40L237 39H235V37H234V40L232 39V41H231V39H230V37H225V38H227L226 40L228 41H231V43H229L228 42V46H230V47H228V49L230 48H233V50L235 51V54L234 55H238V53L239 54H241V55H239L238 57H237V55H236V57L238 58V60H236V57L235 56H233V50L231 49H229V51H230V53H232L231 55H230V53H229V51H228V49H227V54L226 55H228V53H229V55L228 56H233V58H234V60H236V61H234L233 60V62L235 63V66H236V64L238 65V63L240 62V68L237 70V68L235 67V74H234V72H231L230 71V73H233V74H230V76L231 75H233V78H239V77H243V76H248V77H244V78H241V79H239L240 80V82H242V83H244V85H245V82H243V79L246 81V79H247V81L249 80L248 78L250 77V76H253V73L255 72H257L256 70H257V68H256V66H258L257 64H256V60H257V63H258V58H256V56L257 55H255V46H256V44H258L259 43V41H260V38H261V36H260V28H261V26L262 27H264L263 26V23H264V11H263V9H264V0H256V2L258 3H256V6L254 5V3L253 2H255V1H253V0H251L250 1V4L251 5H249L248 4V2H249V0H247V3H246V0L243 2L242 1V3L240 2L238 5L239 6H237V7H234L235 8V10H234V8H231L230 6L231 5H229V0H223V1H221V0H200L199 2H200V4H198L199 2H198ZM204 1H206V3H204ZM215 1H217L216 3H217V5H214L215 4ZM31 2H32V0H31ZM52 2V3H51ZM96 2H97V0H96ZM184 2L182 1L181 2V5L180 6H183V7H185V9H186V4H184ZM218 2H219V4L221 5H219L218 4ZM111 3V2H110ZM209 3H211V4H209ZM226 3L228 4V6H226L225 7V5H226ZM24 5V7H26V8H24L23 7V5ZM58 4L60 5V6H58ZM102 3H100V5H101ZM183 4V5H182ZM187 4L188 5H190V3H188V1H187ZM203 4V5H202ZM248 4V5H247ZM54 5H56V6H54ZM63 5H65V6H63ZM209 5H211V7H209ZM214 5V6H213ZM258 5H259V7H260V9H262V10H260L259 8H258ZM216 6H217V8H216ZM219 6V7H218ZM248 6H249V8H248ZM255 6V7H254ZM206 7V8H205ZM215 7V8H214ZM221 7V8H220ZM241 7V8H240ZM246 7H247V9H246ZM251 7H252V9H251ZM263 7V8H262ZM65 8H67L66 10H65ZM74 8V9H73ZM223 8H225V9H223ZM239 8H240V11H239ZM60 9V10H59ZM70 9H72V13H68L69 11L71 12V10ZM105 9V10H104ZM182 9V7L180 8H178V12L180 11ZM201 9V10H202ZM218 9V10H217ZM245 9V10H244ZM251 10V12L249 13V14H247V12H249L250 10ZM259 9V10H258ZM65 10V11H64ZM67 10H68V12H67ZM234 10V11H233ZM236 10H238V11H236ZM20 11V10H19ZM26 11V12H25ZM93 11V12H92ZM176 11V10H175ZM210 11L212 12V14L210 13ZM217 11V12H216ZM242 11V12H241ZM257 11H259V13L257 12ZM261 11H263V23L261 24V22H262V20H261V18H262V16H261V14H260V12ZM35 12H37V11H35ZM41 12V11H40ZM76 12V11H75ZM117 12V13H116ZM234 12V13H233ZM11 13V12H10ZM17 13V11H15L14 13H13V16H15V15H17L16 14ZM38 13H39V11H38ZM63 13L65 14V15H63ZM68 13V14H67ZM82 13V14H81ZM92 13V14H91ZM22 14V13H21ZM22 14V15H23ZM70 14V15H69ZM245 14V15H244ZM258 14H260V15H258ZM39 15V16H38ZM38 15H34L33 16V14L31 15V14H29V16L28 17H26V18H28L29 20H34L35 22H37V24H38V22H39V25L41 26V27H48L50 24H54V22H55V20L54 19H52V17H51V15H50V13H46V14H44V13H40V14H38ZM42 15H44V16H42ZM109 15V16H108ZM218 15V16H217ZM49 16V17H48ZM65 16V17H64ZM88 16V17H87ZM108 16V17H107ZM261 18H260V17ZM30 17V18H29ZM213 17V18H212ZM25 18V17H24ZM25 18V19H26ZM51 18V19H50ZM85 18H86V21H85ZM91 18V19H90ZM102 18V19H101ZM218 18V19H217ZM65 19H66V21L67 20H69L70 21V24H68V22L69 21H67V23H66V21H65ZM73 19V20H72ZM101 19V20H100ZM103 20V21H102ZM45 21H46V23H45ZM53 21V22H52ZM88 21H89V23H88ZM92 21V22H91ZM65 22V23H64ZM91 22V23H90ZM99 22H100V24H99ZM42 23V24H41ZM47 23H48V26H47ZM82 23V24H81ZM88 23V24H87ZM93 23H95V24H93ZM99 25H98V24ZM214 23H212V24H214ZM91 26H90V25ZM104 24H107V25H105L104 26ZM46 25V26H45ZM56 25H57V27H56ZM63 25H61V26H63ZM73 25V26H72ZM82 25H83V28H82ZM60 26V24H59V26H58V23L57 22H55V24L54 25H52L51 26V28L48 30V31H50L49 32V34L50 35H55V31H57L58 30V28L59 27H61ZM87 27V29L85 28V27ZM89 26V27H88ZM222 26H224V25H222ZM52 27H54V28H52ZM258 27V28H257ZM67 28H69L70 29V31H69V29H67ZM82 30V33H79V30ZM130 29H132V28H130ZM257 29H259V31H257ZM262 29V28H261ZM65 30V31H66ZM78 30V31H77ZM255 30V31H254ZM75 31H77V33L78 34H76V32ZM87 31V32H86ZM91 31V32H90ZM123 30H121V32H120V37L121 38H124L125 37V34H124V31L122 32ZM111 32V33H110ZM113 32V33H112ZM115 32V33H114ZM254 32H256V33H254ZM257 32H259V33H257ZM52 33V34H51ZM123 33V34H122ZM82 34V37L80 36ZM124 36H122V35ZM129 34H133V33H129ZM244 34V35H243ZM253 34V35H252ZM36 35H37V33L35 32V35H32V38L34 37V38H36ZM75 35H77V38H79V39H76V36ZM83 35H84V38H83ZM89 35V36H88ZM92 35V36H91ZM95 35V38H93V36ZM111 35V36H110ZM222 35L224 36V35H226L225 34V32L224 33H222ZM243 35V36H242ZM23 39H22V36H21V39H22V41H25V43L24 44H26V42L29 40V36L28 35H23ZM88 37H90V38H88ZM110 37V38H109ZM112 37V38H111ZM113 37H114V40H113ZM253 37V38H252ZM105 38H107V40L108 41H105V43H107V46H105L106 44L104 43V39ZM257 38V39H256ZM20 39V40H21ZM25 39V40H24ZM89 39H93V43H92V41H91V43L89 42L90 40ZM94 39H95V41H96V43H95V41H94ZM116 39V40H115ZM245 39V41H243ZM259 39V40H258ZM77 40V41H76ZM82 40V41H81ZM86 40V41H85ZM98 40V41H97ZM103 40V41H102ZM257 40V41H256ZM39 42H41V39H39L38 40ZM254 41V42H253ZM76 42H77V44H76ZM85 42V43H84ZM87 42H89V43H87ZM99 42V43H98ZM103 42V43H102ZM235 44H234V43ZM247 42V43H246ZM19 43H22V42H19ZM83 43V44H82ZM110 43H111V46H110ZM121 43H122V39H121ZM256 43V44H255ZM12 44H14V47H13V45H11L12 47H13V49H14V51L13 52H15L14 54H17V56H14V58H13V56H11V54L13 55V53H11V52H6L5 51V49H4V47H0V49L2 50H0V58H1V60H3V61H6L8 58V60H10L11 61V63H12V66H11V68H10V72L9 73H11V75H12V72L14 73L15 71H16V73H19V72H24L23 74H26V70L28 69V67L27 66H29V71L30 72H32V69H33V72H32V75H33V73H35V76L38 78V77H41L42 76V79L41 78H38V81H37V79H35V80H33V83H34V81H37L36 83H35V85H33L31 88H32V90L34 91V89H33V87H35V91L34 92H36V95H37V97H38V99H40L41 100V98H39V97H45L46 96V98H47V94L46 93H48L49 94V96H51L52 98H53V96L55 95L56 96V94H53V92L51 91V89H53V91H54V93H56V90H59L63 85H59L58 86V83H60V81L58 82L57 81V79H56V83H55V86H54V80L55 79H53V78H56L55 76H56V73L55 72H53L54 74H55V76H53L54 74H52V76H51V73H49V71L51 72V70L49 69L50 68V66H51V69H52V66H53V64H55V63H53V62H60L61 63V59L60 58H62L63 59V56L61 57H59V56H55L54 57V59L55 60H52L51 62H49V63H52V64H45L47 67H49V68H47L46 66H44L43 65V63H45L43 60H40L39 61V72H41V73H39L38 71L36 72H34V70H38L37 69V65L35 66V64L34 63H36V58L37 57H41V56H35V55H38L37 53H34L33 54V56L31 55V54H27L26 52H24V48L22 47V49H21V46H23V45H21V44H19V46H18V43H17V45H16V42H13ZM23 44V43H22ZM39 46H41L40 48H42V47H45L44 45H40V43H37ZM85 44V45H84ZM230 44V45H229ZM233 44V45H232ZM253 44V45H252ZM83 45V46H82ZM86 45L88 46L89 45V47H87V48H85L86 47ZM75 47V46H77V48L75 47V51H74V48H71V47ZM110 46V47H109ZM234 46V47H233ZM242 46V47H241ZM18 47V48H17ZM102 47H104V48H102ZM17 48V49H16ZM47 48V47H46ZM96 48V49H95ZM106 48V49H105ZM111 50H109V49ZM235 48V49H234ZM61 49H63V50H61ZM76 49H77V51H76ZM101 49H103V50H101ZM3 50H4V52H3ZM17 50V51H16ZM238 50V51H237ZM71 51V50H70ZM100 51V52H99ZM237 51V52H236ZM58 52V53H59ZM90 52V53H89ZM3 54H5V56H4V58H6V59H4L2 56H3ZM89 54V55H88ZM99 54H100V56H99ZM112 54V53H111ZM256 54H257V52H256ZM21 55V56H20ZM32 56V59H31V56ZM28 56V57H27ZM86 57V58H84V57ZM241 56V57H240ZM49 57V56H48ZM100 57V58H101ZM106 57H114V56H106ZM105 57V58H106ZM117 56H115V58H116ZM3 58V59H2ZM13 58V59H12ZM18 58H19V60H18ZM27 58V59H26ZM29 58H30V60H31V62H30V60H29ZM58 58V59H57ZM25 59V60H24ZM35 59V60H34ZM52 59H53V56H52ZM60 59V60H59ZM89 59V60H88ZM19 61V62H18ZM239 61V62H238ZM244 61V62H243ZM15 62H17L18 64H15ZM23 62V63H22ZM29 62V63H28ZM33 62V63H32ZM57 62H56V65H57ZM238 62V63H237ZM245 62L248 64H245ZM243 64V66L244 65H246V67H248L247 69H245L243 66H242V68H241V65ZM25 64V65H24ZM28 64V65H27ZM41 64H42V66H41ZM253 64H255L254 66H253ZM20 65V66H19ZM34 65V66H33ZM234 64H232V66H233ZM18 66V67H17ZM23 66V67H22ZM57 66H59V64L57 65ZM61 66H62V63L60 64V69H61ZM16 67V68H15ZM35 67H36V69H35ZM234 67V66H233ZM232 67V68H233ZM238 67V66H237ZM14 68V69H13ZM27 68V69H26ZM46 68H47V70H46ZM54 68V67H53ZM59 67H57V69H58ZM254 68H256L255 69V71L253 70ZM12 69H13V71H12ZM16 69V70H15ZM60 69H58V71L56 70V72H58V73H60L59 71H61ZM234 69V68H233ZM232 69V70H233ZM241 69H242V71H241ZM244 69H245V74H244ZM15 70V71H14ZM22 70V71H21ZM25 70V71H24ZM44 70V71H43ZM246 70H247V74H246ZM9 71V70H8ZM43 71V72H42ZM47 71V72H46ZM52 71H53V69H52ZM63 71V72H62ZM62 73H60L61 75H62V77H63V74H65L64 72V70L62 69ZM241 72L242 74L241 75H239L237 72ZM253 71V72H252ZM45 72V73H44ZM239 72V73H240ZM250 74H249V73ZM251 72H252V75H251ZM36 73H38V75L36 74ZM40 74V75H39ZM68 74V73H67ZM66 74V77L68 76ZM239 76H238V75ZM249 74V75H248ZM257 74V76L255 75V77L253 76V79H254V81L255 80H259V75H258V72L256 73ZM47 75V76H46ZM48 75H49V78H47L48 77ZM43 77L45 78L46 77V80H43ZM53 77V78H52ZM80 77V76H79ZM78 77V80H77V82L79 81V79L81 78H79ZM83 77V76H82ZM258 79H257V78ZM50 78H52V81H53V84L51 83V80H50V82H47V84H48V86H49V84L50 85H53L55 88L57 87V89H54L53 88V86H49V88H48V86L46 85V83L44 84V85H46L45 87H47V89L46 88H44L43 87V84H42V82L43 81H48V79H50ZM64 79H65V76L63 77ZM69 76H68V79H67V82H69L68 80H69ZM86 77H84V79L82 80V78H81V82H82V84H83V82H84V80H86L85 79ZM92 77H90V79H91ZM231 78H232V76H231ZM232 78V79H233ZM246 78V79H245ZM256 78V79H255ZM90 79H89V84H91L92 85V83H90L91 81H90ZM93 79V78H92ZM252 79V77H250V81H251V83H252V88H255L257 91H255L254 89H250V83H248V82H250V81H246V84L247 85H245L246 86V88L244 87V85L243 84H238V81H237V79L236 80H233L234 81V83L235 84H237V85H235V86H237V88H241L242 89V92L240 91V92H237L236 90H237V88L235 89V87H234V90H233V88H232V90H233V98L232 99H230V101H229V103L228 104H230V106H231V108L228 106V107H226L227 109L226 110H228V112H225L226 114H225V119H223V121H225L226 120V126H229V123H230V120L229 119H231V117L233 116H235L236 115V113H235V115H234V113H231L230 112V110L232 109V110H234V109H238L239 107V110H235L234 112H237V113H240V115L241 116H239V123H237V116H238V114H237V116H235V117H237V118H235L234 117V119H235V121L234 122H232V124L234 125V123H235V126H233L232 124H230V125H232L230 128L229 127H223L224 125H225V122L224 123H222L221 122V127H220V130H222V129H225L226 130V132H225V130H222V134H221V136L220 135H218L219 137H217V135H212L211 136V138L209 139L211 142H213L212 143V146H213V144H214V141H215V144H217V145H215L214 144V148H216L217 149V151H216V149L215 150H213V147H211L210 149H212V151H210V149H209V151H210V153H211V163H212V166L210 167L211 168V170H213V171H215V168H216V172H218V173H220V170H221V167H225V165H226V167L225 168H228V161L230 160H232L231 158L232 157H234L233 158V161H234V159L236 160V162L234 163V164H232L233 165V170H234V173L236 174V173H238V172H240V169H242V165H244L245 163H247V161H248V159H250L251 158V156H252V154L254 155H256V153H257V150H256V148L254 149V147L251 149V150H249V149H247L246 151H244L245 149H246V142H244V141H246V139L244 138V137H242V131L244 132V130H248V131H250V132H257V131H260L259 133H262L261 132V129L263 130L264 129V127L262 126L263 125V119H262V114L260 115V116H257V111H255L254 112V108H252V109H249V110H247L248 109V107L249 108H251L252 106L249 104V102L248 101H246L245 102V100H246V98L249 96H251V93H252V97L253 98H255V99H253L251 102H256L257 100H259L260 98L261 99H263L261 102L262 103H264V97H263V95H264V93L262 94V91L264 92V89H262V88H258V82L257 81H255V85H256V87L254 86L253 87V80H251ZM15 80V79H14ZM94 80V79H93ZM87 81H88V79H87ZM86 81V84H88V82ZM235 81H237V82H235ZM65 81H63V82H61L60 84H64L65 86L67 85L66 84V82L64 83ZM72 82V81H71ZM80 82V81H79ZM81 82L79 83V84H81ZM73 84H77V83H75L74 81L72 82ZM85 83V82H84ZM38 84V89H36V85ZM86 84H84L85 86L83 87V89L81 90V94H85L86 95V93H87V91H89V88H93L94 87V83H93V86L91 87L89 84H88V86L89 87H87L86 88ZM61 86V87H60ZM72 86H75V85H72ZM247 86H249V87H247ZM50 87H51V89H50ZM64 87V86H63ZM63 87L61 88V91H62V89H63ZM242 87H244V88H242ZM40 88V89H39ZM42 88H44V92L42 93V92H40V91H42L41 89ZM247 88L248 89H250V90H248V91H246L247 90ZM70 89H72L71 88V86H70V88L69 89H67L69 92H70ZM244 89V90H243ZM259 89V90H258ZM48 90V91H47ZM49 90H50V92H49ZM67 90H65V89H63V91L62 92H66ZM67 91V92H68ZM235 91H236V94H235ZM244 91H246L245 93H244ZM251 93H250V92ZM253 91L256 93H254V95H253ZM50 93H52L51 95H50ZM246 93H248V96H247V94ZM38 94H40L39 96H38ZM71 94V93H70ZM240 94V95H239ZM260 94H262V95H260ZM234 95H235V97H237L236 95H238L239 97H237V98H234ZM255 95H256V97H255ZM93 97H94V95H92ZM92 96H89L91 99H92V101L94 102V100H93V97ZM96 96V95H95ZM35 97V96H34ZM67 97H68V94H67ZM55 98V100H56V97H54ZM58 98H59V95H58ZM69 98V97H68ZM90 98H89V100H90ZM244 98V99H243ZM259 98V99H258ZM71 99L72 98H70L69 99V101H70V103H71ZM98 99V97L96 96V98H95V100H97ZM235 99H237V100H235ZM58 100V99H57ZM68 100V99H67ZM89 100H87L88 102H90ZM242 100V101H241ZM74 101V100H73ZM72 101V102H73ZM79 102H80V100H78ZM77 101V102H78ZM90 102V103H88V105L89 104H91V108H92V105L95 103H93V102ZM236 101H238L236 104H238L237 105V108H233V107H236V106H233V103L232 102H234V104H235V102ZM46 102V101H45ZM58 102V104L59 103H61L62 105L59 107V105H56L55 104V102H54V105L53 104H50L51 105V108H50V105H48V104H45L44 102V106H49V108H48V106L45 108V110H41L42 112V114H39L40 113V111H38L37 113L38 114H36V112H34V114H33V116L31 117V122H35V123H33V126H34V130L36 131H33V132H35L37 135H38V132H43L42 130H43V126H44V123H45V126H44V128H46V130L47 131H51V130H55L53 127H56L57 126V124H58V121H59V125H61V127L63 126H66V125H69L70 127L72 126V128L70 129V127L69 128H65V131H64V133L66 134V129H67V131H68V129L69 130H71V131H69V133H67V135H65V137H64V139L65 140H67V138H68V140H67V145L65 144L66 142H65V140L64 141H62V139H60V141L58 140V144L56 143V145L54 146H52V148L53 149H51L52 151L50 152L51 154H54L55 156H59V159H61V161H62V163H60V165H62V164H64V168H63V165H62V167L61 168H59V170H61L60 172H62L65 168H66V170H68V171H66L67 173H65V179H63L64 178V175H63V178L61 177L60 179H58V176L59 175H61V173H58L55 177L58 179L57 181L55 180L54 182H53V184H51L52 186H51V190H50V194H48L49 195V198H48V196L45 194V192L43 193V194H41V195H43L44 196V198H48V200L51 198V200H50V202L52 203V204H50V206L49 205H47L48 207L47 208H50L51 209V211L50 212H48L49 214H46L47 212H43V215H42V213H40L39 212V214H41L38 218L37 217H32L33 215H31L30 217L31 218H29L28 217V219L26 220V218H25V215L23 216L24 218H20V216H22V215H20L19 216V218H20V220L19 219H17L16 220V218L18 217V214H20L21 213V211H20V213L18 212V214H16L15 213V211L13 212V211H11V207H10V205H11V200H9V202H7V200L8 199H4V198H6L8 195L10 196V194H12V192H10V190L12 191L13 189L12 188H14V187H12L11 189H9V191H8V189L5 191V192H3L2 193V195H0V198H2L3 199V201L5 200V202H2L1 201V199H0V205H1V202H2V204H3V206L2 207H0L1 209H0V254L1 255H4V256H2L1 258H0V264H45L47 261H45V256H43V255H45V254H48L49 252H56L57 251V249L60 247L59 246V244H62V243H64V242H69L70 244H69V247H72V245L78 250V254L82 251V248H83V246H82V243H83V241L84 240H89V238H88V234H90L91 232L90 231H92V229H91V226L93 227L94 226V220L93 219H91V218H93L94 217V209H95V212L97 213V215H99L100 216V213H101V211L103 212V208L104 207H107L108 209H119V208H122L121 207V205L123 206L124 205V207H129V210L133 207L134 209H132L131 210V212H133V210H134V214L135 215H137L135 218V222H134V224H133V221H132V226H134V225H137V230H139V228H141V226L143 227V230H142V228L139 230V231H144V230H147V232L149 233V227L148 226H150V225H148L150 222H151V229H152V231H154L153 232V237H154V235H155V237H157L158 235H159V237H160V239L161 238H163V236L162 235H164V234H166V231L167 232H170V229H171V232H174V229L172 230V227L170 228V226H171V224L173 225V224H175L176 225V228H177V223H178V219H176L177 218V215L175 214V212H172V210L170 209V206H172L171 204L169 205L167 202V200L164 198V197H166L167 196V194L169 193V190H170V186H171V183H170V180L175 176L176 177V179H177V176L179 175V177H178V179H177V181L178 182H176V186H175V189H174V191H173V193L174 194H177V196H179V195H181V200H180V197L178 198L176 195V197L175 196H171V198H173V200L175 201V198H176V201H175V203L176 204H178L179 205V209L181 210V212H185V210H189V208L188 209H186V204H184V202L183 201H185V200H182V197H183V194L185 193V191H186V193L184 194L185 196H187V198H183V199H187L188 201H189V206L191 207L190 208V214L188 213V212H185L184 213V216L186 217V219L185 220H187V222L184 220L182 223H181V226L183 225V227H185V226H187V228L189 227V228H191L192 226H193V224H191V223H194V225H196L195 224V222L197 223V220H196V217L194 216V215H197L196 214V211H200V206H201V202H202V200L205 198V196H206V199H204V201L206 200V201H208L209 199H207L208 197V193H206L207 192V190H205L206 192H204V189H205V187H211V189L213 188H215V187H217L216 185H219L220 186V188H221V190L223 191L224 189L222 188V185H220L221 183H224V188H226L227 187V184H229V183H227V182H225V178H223V181H222V178L218 181V183H216V185H215V182H214V180L211 178V180H210V178L209 177H207V175L205 176V175H203V176H197V179L199 180V182L197 181V179H196V177L195 178H193L194 176V174L193 173H191V168L189 167V168H185V169H177L176 171H170L169 172V176L171 177L169 180H165V182H164V179H163V181H162V178L164 177V175L163 174H161L160 172H158L157 170L156 171H154V170H152V168H154V166H155V162L154 163H152V161H154V160H151V157L148 155L147 156V154L145 155V151H142V152H140V154L139 155H141V153H143V152H145L144 153V155H141L140 156V158H135L134 156H129L130 154H128V152H129V150H128V147H125L124 149L122 148L121 150H123L122 152H121V150L119 151V154H118V152L116 151L115 152V149H112L113 147H111L109 144H111V142H113V144H114V140H113V133L115 132V129L113 128V126L115 125V123H114V120H112L113 119V117H114V119L117 117L116 115H114V116H110L109 115V113L107 114L106 112H104V114L101 112V113H97V112H92V110L90 111L89 109H88V105H87V103H86V106L87 107H85V105L84 104H82V102H80V105L79 106H84L86 109H84V107L81 109V108H79V106L77 107L76 105H74V104H69L70 105V107H72L73 108V105L75 106L74 107V109H72V108H70L69 107V105H67V104H64V100H61V102H60V100H58L57 101ZM78 102V103H79ZM232 104H231V103ZM250 102V103H251ZM260 102V103H261ZM47 103V102H46ZM69 103V102H68ZM93 103V104H92ZM239 103H240V106H239ZM249 104V106H248V104ZM42 104V103H41ZM40 104V106L42 107V105ZM96 104H97V102H96ZM235 104V105H236ZM53 105V106H52ZM95 105V104H94ZM98 105V104H97ZM68 106V107H67ZM251 106V107H250ZM261 106H263L264 107V105H261ZM260 106V107H261ZM57 108V110H56V108ZM59 107V108H58ZM62 107H63V109H62ZM64 107H66V108H64ZM76 107H77V109H76ZM90 107V106H89ZM95 107H96V105H95ZM98 107V106H97ZM96 107V108H97ZM103 107V106H102ZM247 107V108H246ZM53 108V109H52ZM90 108V109H91ZM60 109V110H59ZM61 109L63 110V113H62V111H61ZM70 111H69V110ZM80 109H81V113H78V110L80 111ZM240 109H241V111H240ZM242 109L244 110L243 112H242ZM262 109V112L264 111V108H259V110H261ZM67 110V112L69 113V114H65V112L64 111H66ZM75 110H76V112H75ZM89 110V111H88ZM97 110V109H96ZM253 110V111H252ZM256 110V109H255ZM71 111H72V113H71ZM83 111V112H82ZM252 111V112H251ZM46 113V116H44L45 115V113ZM50 112V114H48ZM58 112H59V116L60 115H62L61 116V118H63V116H65L64 118H65V120H64V124L62 123V121L60 120L61 118L60 117H58ZM74 112V113H73ZM91 112H92V114H91ZM53 113V114H52ZM61 113V114H60ZM94 113V114H93ZM254 113V114H253ZM51 114H52V116H51ZM80 114H82L81 116V118L80 117H78ZM96 114V115H95ZM227 114H228V116L230 117H228L227 116ZM230 114V115H229ZM256 114V115H255ZM42 115V116H41ZM71 115V116H70ZM73 115V116H72ZM75 115H77V118H76V116ZM91 115H95V119H96V122H97V124H96V126L95 127H92L96 122L94 121V124H93V120L90 122V121H88L87 120V117L89 118V116H90V118L92 119V117H91ZM97 115H99V116H97ZM104 115H106V119L105 118H103V116ZM250 115H251V117H250ZM38 116H41V117H43V118H41V117H39L38 118ZM49 116H50V119L52 120V121H50V119H48L49 118ZM53 116H56V118L55 117H53ZM102 116V117H101ZM107 116L109 117V118H107ZM116 116V117H115ZM226 116H227V118H229V119H226ZM47 117V119H46V122L44 121L45 120V118ZM233 117H232V119H233ZM243 117H244V119H243ZM256 117H258V118H256ZM38 118V119H37ZM59 118V119H58ZM99 118V120H97ZM100 118H103L102 119V121L100 120ZM245 118H246V120H245ZM250 118V120H248ZM68 119V120H67ZM73 119V120H72ZM80 119H83V120H80ZM93 119H94V117H93ZM94 119V120H95ZM109 119V120H108ZM231 119V121H233ZM241 119H243V121L241 120ZM261 119V120H260ZM36 120H38V122L36 121ZM39 120H41L40 121V123H39ZM54 120H55V124H56V126H55V124H54ZM87 121V123L86 122H84V121ZM228 120H229V123H228ZM254 120V121H253ZM257 120V121H256ZM50 121V122H49ZM81 121V122H80ZM108 121V122H107ZM112 121V122H111ZM261 121V122H260ZM43 122V123H42ZM82 122H84L86 125H84ZM89 122V123H88ZM246 122H247V125H246ZM249 122V123H248ZM47 123H49V124H47ZM70 123V124H69ZM103 123V124H102ZM36 124H38V125H36ZM75 124V125H74ZM100 124V125H99ZM109 124V125H108ZM112 124V125H111ZM224 124V125H223ZM252 124V125H251ZM35 125L37 126V128L38 129H35ZM43 125V126H42ZM52 127H51V126ZM73 125L75 126V128L73 127ZM100 126V128H99V126ZM236 125H238V127L236 126ZM50 126V127H49ZM101 126H102V128H106L105 129V131L103 130L102 131V129H101ZM104 126V127H103ZM109 126L111 127L112 126V128L110 129L109 128ZM116 126H117V124H116ZM246 128H245V127ZM248 126V127H247ZM252 126V127H251ZM39 127H40V130H39ZM42 127V128H41ZM59 127L60 126H58L57 128L59 129ZM60 127V128H61ZM62 127V128H63ZM115 127V126H114ZM223 127V128H222ZM235 127H237V128H235ZM250 127V128H249ZM48 128H50L51 130H49ZM99 129V130H94V129ZM118 128V127H117ZM116 128V131H118V129ZM229 128V130L227 131V129ZM252 128H253V130H252ZM261 128V129H260ZM57 129V130H58ZM234 129V130H233ZM250 129V130H249ZM260 129V130H259ZM63 130H64V128H63ZM111 131V134L108 136V135H105V139H104V134L106 133V134H109V131ZM233 131V133H232V131ZM112 131H114V132H112ZM71 132V133H70ZM108 132V133H107ZM225 132V133H224ZM249 132V133H250ZM39 133V135H41ZM119 133H120V135H121V131H120V129H119V131L116 133L115 132V147H118V146H120V145H117L116 144V140L118 141V140H120V139H122L124 136H122L123 134H124V132H123V134L120 136L119 135ZM230 133H231V135H230ZM264 133V132H263ZM35 134V135H36ZM116 134H118L117 136H116ZM36 135V136H37ZM240 135H241V137H240ZM102 136V137H101ZM108 136V137H107ZM125 136H127L126 134H125ZM111 137H113V138H111ZM217 137V138H216ZM106 139H108L107 140V143H108V141H110V140H112V141H110L109 142V146L106 144ZM245 139V140H244ZM125 140V139H124ZM214 140V141H213ZM219 142H218V141ZM221 140V141H220ZM72 141V142H71ZM62 145H61V144ZM64 143V144H63ZM105 144H106V146H105ZM255 144V143H254ZM61 145V146H60ZM65 145V146H64ZM70 145V146H69ZM112 145V144H111ZM253 145V144H252ZM252 145H251V147H252ZM256 145V144H255ZM64 146V147H63ZM103 146H104V148H103ZM217 146V147H216ZM225 146V147H224ZM69 148L70 147V149H67V150H65V151H63L65 148ZM98 147H99V149H98ZM102 147V148H101ZM219 148V149H218ZM101 149H102V151H101ZM119 149V148H118ZM224 149V150H223ZM256 150V151H254V150ZM258 150H259V148H257ZM69 150V151H68ZM71 150V151H70ZM97 150H98V152H97ZM117 150V149H116ZM254 152H253V151ZM68 151V152H67ZM112 151V152H111ZM128 151V152H127ZM240 151H241V153H240ZM53 152V153H52ZM65 153V155H64V153ZM71 152V153H70ZM100 152V153H99ZM230 152H232L231 153V155L229 154ZM251 152V153H250ZM2 152H0V154H1ZM61 153V154H60ZM69 153V156L67 155L66 156V154H68ZM110 153V154H109ZM114 154V156H113V154ZM120 153H122L124 156H126L125 158H123L124 156L121 154L120 155ZM130 153V152H129ZM70 154H71V156H70ZM109 154V155H108ZM127 154H128V156H127ZM229 154V155H228ZM96 155V156H95ZM108 156V157H107ZM122 157L124 160L126 159V160H128L129 158H131V159H129L126 163H125V165H124V167L126 168V167H128L127 169L129 170V172L127 171H124L125 170V168H123L122 166V164H124V163H121L122 162V160L120 161V158L119 157ZM65 157V159H63ZM67 157V158H66ZM106 157V158H105ZM129 157V158H128ZM144 157V158H143ZM145 157H148L147 158V160H146V158ZM70 158H71V161H68V160H70ZM109 158V159H108ZM135 158V159H134ZM141 158H143V160H144V163L143 162H141V161H143V160H140L139 162L138 161H136L137 159H141ZM230 158V159H229ZM89 159V160H88ZM102 159V160H101ZM117 159H119V161H117ZM153 159V158H152ZM131 160V161H130ZM150 160V161H149ZM213 160V161H212ZM60 161V162H61ZM66 161V162H65ZM86 161V162H85ZM88 161V162H87ZM102 161V162H101ZM130 161V162H129ZM145 161H146V163H145ZM215 161V162H214ZM225 161V162H224ZM141 162V163H140ZM148 162H149V164H148ZM69 163V164H68ZM98 163V164H97ZM119 163V164H118ZM120 163H121V165H120ZM128 163V164H127ZM143 163V167L142 168H144L145 169V165H147V168H146V170H147V172H145L144 173V171H146V170H142V168H141V166H140V164H142ZM158 163V162H157ZM224 163H226L225 165H224ZM92 164V165H91ZM134 164V165H133ZM145 164V165H144ZM152 164H154V166L152 165ZM66 165H67V167H66ZM76 166V167H75ZM104 166V167H103ZM240 166V168H238ZM120 167H122V168H120ZM148 167H149V169H148ZM151 167V168H150ZM213 167V168H212ZM220 167V168H219ZM69 168V169H68ZM137 168V169H136ZM139 168H140V170H139ZM126 169V170H127ZM133 169V170H132ZM134 169H135V171L136 172H134ZM70 170V171H69ZM137 170H138V173H137ZM151 170V171H150ZM187 170H189V172H187ZM196 170H198V169H196ZM239 170V171H238ZM65 171V170H64ZM149 171L151 172V175H150V173H149ZM155 172L156 173V175L155 174H153L152 172ZM177 171H178V175H177ZM144 173V175L147 173V176H151L152 177V179L153 180H150L151 179V177H150V179H149V177L147 178V176L145 177L144 175H143V179H146L147 178V181L146 180H141V178L142 177H140L139 175L141 174V173ZM157 172L159 173V178H157L158 177V174H157ZM172 172V175L170 174ZM181 172H182V174H181ZM224 172V171H223ZM63 173V172H62ZM180 173V174H179ZM190 173H191V175H190ZM128 174H130L129 176H131V174L132 175H135L136 176V174L139 176V180L141 181V182H148V180H150V182H148V184L147 183H142V185H141V183H139L140 181L139 180H137L138 179V176H137V178L135 179V177H134V180H136L137 182L135 183V181H133V179H132V177H129L128 176ZM174 174V175H173ZM67 175H68V177H67ZM97 175V176H96ZM99 175V176H98ZM163 175V177H161ZM180 175H182V178L180 177ZM168 176V174L166 173V176H165V179H166V177ZM191 176H192V179H190L191 178ZM196 176V175H195ZM155 178H157L158 180L160 179V181H157V179H156V183H155V181H154V179ZM185 178V179H184ZM237 178L239 179H237L238 181H240V185H243L242 183H244V178H242V175H240L239 177L237 176ZM168 179V178H167ZM207 179V180H206ZM241 179V180H240ZM195 180V181H194ZM209 180H210V183H209ZM58 181H59V183H58ZM75 181V182H74ZM162 181V182H161ZM191 181H192V183H195L196 185H198L197 186V189H195L194 190V188H193V190H192V197H191V192H189L190 190H189V187H190V189H191V186H194V184H192L191 183ZM197 181V182H196ZM201 181H202V183H201ZM222 181V182H221ZM249 181V180H248ZM74 182V183H73ZM132 182H133V184H132ZM152 182L154 183L153 185H152ZM159 182H161V183H159ZM168 182V183H167ZM207 182V183H206ZM242 182V183H241ZM55 183V184H54ZM150 183V184H149ZM165 183V184H164ZM169 183H170V185H169ZM198 183V184H197ZM209 183V184H208ZM225 183H226V187H225ZM123 184V185H122ZM191 184V185H190ZM199 184L201 185V186H199ZM208 184V185H207ZM55 185V186H54ZM135 185V186H134ZM137 185H141L140 187L141 188H143V186H144V188H143V190H142V193L144 194V193H146L147 192V194H148V191L149 190H151L150 188V186L149 185H151L152 186V190L150 191V192H154V195H152L153 193H151V197H150V195H148V197H149V199H148V201L146 202V203H144L145 205H146V207H148V209H147V212L145 211V207L143 206L144 204H142L143 202H144V199H145V197H147V196H143L142 195V193L140 194V192H141V188H139ZM165 185H166V187H165ZM186 185H187V187H186ZM215 185V186H214ZM54 186V187H53ZM82 186V187H81ZM165 187V189H163L164 187ZM180 186V187H179ZM182 186H184V188H186V189H184ZM212 186H214V187H212ZM219 186L217 187L219 190H217V191H220V188H219ZM71 187H72V189H71ZM124 187H126V188H124ZM129 187V188H128ZM133 187H137L138 188V190L140 189V192L138 191V190H136V188H133ZM148 187H149V189H148ZM154 187V188H153ZM159 187V188H158ZM181 187H182V189H184L183 191H182V189H181ZM199 187V188H198ZM128 188V189H127ZM134 189V190H132V191H129V190H131V189ZM145 188L148 190H145ZM157 188H158V190L160 189V191H161V189H162V191H161V193L163 192V190H165L166 191V189H167V191H166V196L164 195L165 194V192H164V194H159V193H157L158 194V196L157 195H155L156 193H155V191L157 190ZM53 189V190H52ZM124 189H125V191H124ZM169 189V190H168ZM178 189V190H177ZM188 189V190H187ZM199 189V190H198ZM202 191H201V190ZM227 189H229V188H226L225 190H224V192H225V194H226V192H228V190ZM78 190V191H77ZM157 190V192H159ZM7 191H8V193H7ZM52 191V192H51ZM91 191V192H90ZM135 191V192H134ZM144 191V192H143ZM125 192V193H124ZM138 192H139V196H141V198L138 196ZM193 192H195L194 194H193ZM204 192V193H203ZM52 193V194H51ZM199 193V194H198ZM201 193H203V194H201ZM7 194V195H6ZM45 194V195H44ZM136 194V196H134ZM189 195V196H188ZM217 195L219 196V194H218V192H216V193H214V196H215V199H216V201L218 200H221L220 198H221V196L220 197H217ZM4 196H6V197H4ZM8 196V197H9ZM124 196V197H123ZM153 196V197H152ZM160 196V197H159ZM162 196V197H161ZM195 196V197H194ZM197 196V197H196ZM147 197V198H148ZM155 197H156V200H155ZM195 199H194V198ZM203 197V198H202ZM213 197V196H212ZM71 200H70V199ZM127 199V201H126V199ZM133 198H136L135 199V201L136 200H138V202L137 203H135V201L133 200ZM142 198H144L143 199V202H142ZM151 198H152V200H151ZM168 198V197H167ZM189 198V199H188ZM199 198H200V205H199ZM41 199V198H40ZM40 199L39 198H37V203H39V201H40ZM93 199V200H92ZM130 199V200H129ZM190 199H192L191 201H190ZM193 199L196 201V199H197V201L196 202H198L196 205H198V206H195L194 204V202H193ZM35 200V199H34ZM66 200H68V201H66ZM126 202H125V201ZM80 201H82V202H80ZM117 201V202H116ZM120 201H122L121 203H120ZM131 201L133 202L134 201V204H131ZM149 201H151V204H150V202ZM152 201H153V203H152ZM159 201V203H157ZM182 201V202H181ZM40 202H42V201H40ZM130 202V203H129ZM142 202V203H141ZM192 202V203H191ZM120 203V204H119ZM127 203V204H126ZM167 205H166V204ZM194 203V204H193ZM114 204H116V208L114 207ZM117 204H119V205H117ZM136 204V206H134ZM138 204H139V207L141 206V204H142V206H143V209H144V211L146 212V214H145V219H144V216H141V211L142 212H144L143 211V209H142V206H141V209H139V210H141L140 211V213H139V216L140 217H142V218H140V217H138V213H136L137 211H138V209H135V208H137V206H138ZM150 204V207L148 206ZM155 204H158L159 205V207H158V209H157V206L158 205H155ZM182 204H184V205H182ZM202 204H203V202H202ZM5 205V206H4ZM113 205V206H112ZM127 205V206H126ZM160 205H162V206H160ZM193 205V206H192ZM7 206H9V208L7 207ZM73 206V207H72ZM118 206H119V208H118ZM132 206V207H131ZM168 206V207H167ZM114 207V208H113ZM166 207V208H165ZM182 207V208H181ZM185 207V208H184ZM195 209H193V208ZM6 208H8V211H9V209H10V211L11 212H9L8 214L7 213H5L6 212ZM46 207H41V210H44ZM46 208V209H47ZM68 208V209H67ZM91 208L93 209L92 210V212H90V214L89 215H86L87 213H89V211L91 210ZM106 208V210H108ZM165 208V209H164ZM184 208V209H183ZM200 208V209H199ZM101 209V211H99ZM151 209H153V210H151ZM155 209V210H154ZM192 209H193V212L195 213H193L192 215H191V212H192ZM198 209V210H197ZM40 210V209H39ZM54 210V211H53ZM64 210V211H63ZM125 210V212H126V210H127V213H125L124 211V213L123 214H125L126 216H120V214H121V212L119 213V216H118V214L116 215L118 218H119V221H120V218H127V221H129V218L130 219H132V218H134V214H129L130 213V211H129V213H128V209H124ZM163 210H164V212H163ZM2 211H4V212H2ZM7 211V212H8ZM75 211V212H74ZM100 213H99V212ZM159 211H161V213L159 212ZM13 212V213H12ZM107 212V211H106ZM144 212V213H145ZM10 213H12V214H10ZM91 213H93V217L92 216H90L91 215ZM99 213V214H98ZM144 213H143V215H144ZM147 213H148V215H147ZM174 213V214H173ZM198 213V212H197ZM5 214V215H4ZM13 214H16V215H13ZM65 214V215H64ZM68 214V215H67ZM157 214V215H156ZM163 214V216H161ZM166 214V215H165ZM47 215V216H46ZM155 215V216H154ZM173 215V216H172ZM131 216V217H130ZM133 216V217H132ZM148 216V217H147ZM158 216V219H156V217ZM168 216V217H167ZM175 216H176V218H175ZM147 217V218H146ZM164 217V218H163ZM191 217H192V219H191ZM194 217H195V219H194ZM63 218V219H62ZM138 218V219H137ZM159 218H162V219H160V221H162V223L161 224H157V223H159L160 221H159ZM166 218L168 219L169 218V221L170 222H173V223H170L168 220H166ZM173 218V219H172ZM26 220V223H23V221L25 222V220ZM117 219V218H116ZM116 219L114 218V220H115V222H113V221H111L112 223H114L113 225H115L114 227H118L119 226V221L117 220L116 221ZM150 220L149 222H147V224L145 223V221H148V220ZM156 219V220H155ZM175 219L177 220V222L175 223ZM143 220V221H142ZM152 220H154V222L152 221ZM158 220V221H157ZM172 220V221H171ZM191 220H192V222H191ZM196 220V221H195ZM35 221V222H34ZM137 221H138V223L139 222H141L142 221V223H137ZM189 221H190V223H189ZM194 221V222H193ZM91 222V223H90ZM110 222V223H111ZM166 222H168V223H166ZM44 223V224H43ZM93 223V224H92ZM153 223V224H152ZM185 225H184V224ZM189 223V224H188ZM25 224V225H24ZM40 224H42V226L40 225ZM116 224H117V226H116ZM164 224V225H163ZM45 227H44V226ZM91 225V226H90ZM154 225H155V227L157 226V228H156V231H155V228H154ZM163 225V226H162ZM28 227V229H30V227H31V233H35V235H36V230L38 229V230H41V232H38V230H37V238H36V236H35V238H34V236L30 233V235H28L27 236V234H29L28 233V231L30 232V230H28L27 229V227ZM64 226V227H63ZM90 226V227H89ZM164 226H166V231L164 232L163 230H165V227ZM174 226V225H173ZM12 227V228H11ZM148 227V228H147ZM158 227H159V229H158ZM163 227V228H162ZM175 227V226H174ZM194 227V226H193ZM192 227V228H193ZM25 228H26V230H25ZM153 228H154V230H153ZM178 228H179V226H178ZM186 228V229H187ZM34 229V230H33ZM61 229V230H60ZM68 229V230H67ZM71 229V230H70ZM90 229V230H89ZM23 230H25V232L23 231ZM89 230V231H88ZM159 230H161V231H159ZM176 230H177V232H176ZM27 231V232H26ZM34 231V232H33ZM66 231V232H65ZM162 231H163V233H162ZM178 231H179V229H175V233L176 234H178ZM199 230H198V228H196V229H194L192 232H191V234H190V236L192 235L193 236V238H192V236L191 237H188L189 236V234H187V236L186 235H184V236H182L183 238V241L181 240V242L183 243V242H185L184 244H189V242L191 241V239L193 240L194 239V237H195V239H197V237H199V235L197 234V233H199L200 234V231L198 232ZM87 232H89V233H87ZM150 233H151V230H150ZM156 233V234H155ZM59 235V236H58ZM66 235V236H65ZM179 235V234H178ZM178 235H177V237H178ZM29 236H33V239H31L30 238V240H31V242H29L30 240H29ZM45 236V237H44ZM63 236H64V238H63ZM28 237V240H26V238ZM55 237V238H54ZM154 237V238H155ZM181 237V233H180V235H179V242H180V238ZM165 240V239H164ZM185 240V241H184ZM61 241V242H60ZM85 242V241H84ZM166 244H167V242H166ZM165 243H164V246L166 245ZM37 245V246H36ZM168 245H170L171 246V244H168ZM173 245H174V247H176V248H174L173 247ZM55 246V247H54ZM180 246V247H179ZM181 246H182V244L180 245L179 243H176V245L175 244H172V248H171V250H169V251H173V249H174V251H178L180 248H181ZM58 247V248H57ZM166 247V246H165ZM176 249V250H175ZM21 250V251H20ZM165 250V249H164ZM38 251H43V252H41V255H39L38 254ZM168 251V250H167ZM177 251L175 252V254L177 253ZM5 252V253H4ZM77 254V255H78ZM38 255V256H37ZM166 255V254H165ZM170 254H169V252H168V255H167V257L169 256ZM40 257V258H39ZM41 259V260H40ZM40 260V261H39ZM44 260V261H43ZM29 261V262H28ZM37 261V262H36ZM40 263H39V262ZM42 261V262H41ZM44 262V263H43ZM50 263V262H49ZM46 264H48V262L46 263ZM65 264H67V263H65Z\"/></svg>",
	"mask_w": 264,
	"mask_h": 264
}]
</instances>
